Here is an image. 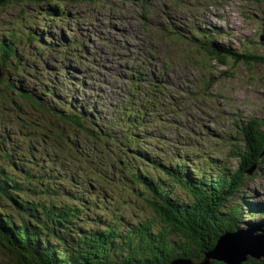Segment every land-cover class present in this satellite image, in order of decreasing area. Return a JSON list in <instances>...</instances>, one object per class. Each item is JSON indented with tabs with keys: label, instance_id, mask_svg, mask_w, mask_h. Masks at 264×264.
Wrapping results in <instances>:
<instances>
[{
	"label": "rangeland",
	"instance_id": "1",
	"mask_svg": "<svg viewBox=\"0 0 264 264\" xmlns=\"http://www.w3.org/2000/svg\"><path fill=\"white\" fill-rule=\"evenodd\" d=\"M39 2L18 0L0 6V43L2 39L9 40L14 28L21 31L20 37H13L17 40L13 61L20 62L19 65L15 68L12 62L4 69L0 63L5 71L0 81V125L5 118L15 117V110L31 120L26 124L31 127H13L16 123L12 122L4 131L1 129L0 150L14 148V157L25 162L27 159L29 163L26 162L25 168L31 171H38L42 164L46 170L40 168L41 172H52V188L72 189L75 197L83 200L81 216L94 220L92 229H102L100 224L105 222L114 224L119 217L124 222L151 218L155 220L154 227L161 222L142 202H124L125 195L120 199L112 195L113 199L95 208L91 197L96 192L87 185L93 186L89 179L100 183L102 175L86 173L84 157L68 143L70 139L77 142L82 130L76 131L67 123L61 125L52 117L54 111L66 109L58 98L74 106L79 103L85 109L97 108V124L111 118L123 119L122 107L137 108L135 102L128 103L126 96L133 92L130 74L140 68V74H154L152 76L158 78L150 77L152 82L156 79L154 83L162 85H159L152 113L145 115L140 130L136 131L144 142V146L138 147L150 152L141 164L136 161V165H142L151 178L169 186L172 180L164 177L157 166H166L172 159L177 161L176 167L182 165L187 173L200 163L202 170L198 173L205 172L206 176L216 174L217 168L225 164L231 170L238 166V158L232 159L226 154L236 142L234 137L238 135L239 124L252 118L264 123V63L247 65L233 62L232 58L219 63L198 46L199 41L189 38L198 35L195 29H199L202 34L215 35L218 44L226 48L264 55V0H80L65 2L62 11ZM28 30H32L29 36ZM73 36L76 41L72 42ZM47 45L50 46L45 48ZM133 74L137 76L136 71ZM7 80H15L20 86L22 83L30 85L31 89L21 86L22 93L42 106H34L22 94L18 97L6 90L2 93ZM142 88L147 90V83ZM150 130L152 135H148ZM32 133L37 136H30ZM105 140L106 137H101L100 141L94 138V145L91 148L89 145L87 150L98 149L100 145L99 153L103 157L98 153V166L107 176L114 173L119 185H129L130 177L117 170L120 164L113 161L116 156L124 159V155L117 151L113 156L107 153ZM84 147L87 148V144ZM177 147L181 148V153L177 152ZM1 152L0 165L7 166L8 160ZM130 152H126L124 163L133 170L128 166ZM179 154L183 156V164ZM40 157L45 160L41 161ZM189 163L194 165L188 167ZM72 168L77 180L83 183L79 188L65 182L64 177ZM7 169L13 173L10 167ZM20 175L18 178L24 180ZM31 183L43 188L44 178L31 179ZM105 186L110 189L111 185ZM47 188L52 190L49 185ZM174 188V196L180 200L189 198L180 185ZM246 199L253 200L254 206L259 208L262 207L258 204L264 206V154L252 175L245 176L227 207L240 205L244 209L249 204ZM5 210L11 209L5 207ZM243 211V216L237 219L238 226L245 229L251 224H262L252 231L264 234L261 223L264 213ZM85 225L83 227L88 228L89 224ZM0 259L3 262L12 259L2 252L1 246Z\"/></svg>",
	"mask_w": 264,
	"mask_h": 264
},
{
	"label": "trees",
	"instance_id": "2",
	"mask_svg": "<svg viewBox=\"0 0 264 264\" xmlns=\"http://www.w3.org/2000/svg\"><path fill=\"white\" fill-rule=\"evenodd\" d=\"M39 1L62 11L65 2L80 0ZM16 2L18 0H0V6ZM170 14L173 15L172 12ZM13 30L9 40L2 39L0 43V63L4 69L12 62L15 68L20 63L13 61L17 53L14 46L17 40H13L15 39L13 37H20L21 31L17 27ZM31 34L32 30H28L27 36ZM210 37L213 40H208ZM201 38L206 42L199 46L219 63H224L228 57L232 58L233 62L247 65L264 63V55L241 51L239 48H226L218 44L213 34L203 35ZM73 41H76L75 37L72 38ZM62 71L65 72L64 69ZM64 77L65 74H62V78ZM21 86L25 89L32 88L30 85L25 86L24 83ZM21 86L15 80H7L2 93L6 90L17 94L18 97L22 94L34 106L41 107L36 99L22 93ZM134 86L136 89L134 95L140 94L144 99L140 98L141 103L136 105L135 110L129 105L122 107L125 112L123 119L111 118L97 124L98 117H95L99 112L97 108L85 109L79 103L74 106L71 103H64L67 100H62L63 98L57 100L66 106V111L55 109V116L52 117L61 125L67 123L74 130H82L79 132L77 142L70 139L68 143L79 156L84 157L86 173L102 175L100 183L89 179L94 187L87 185L96 192L91 197L95 208L99 209L104 205L103 202L113 199L112 195L119 199L125 195L127 200L124 202L130 200L142 202L153 211L161 224L154 227L155 220L151 218L124 222L119 217L114 224L105 222L100 224L102 229H92L94 220L81 216L80 212L84 210L83 200L76 198L72 189H61L56 186L52 188L50 183L52 172H41L40 168L42 171L46 170L42 164L38 171H31L25 168L26 162L29 163L27 159L25 162L24 159L14 157V148L11 151L3 148L0 150L1 155L8 160V164L0 165V246L2 252L12 256V259L6 262L0 259V264H170V261L177 257L188 258L198 263L202 261L204 254L213 248L221 234L240 228L237 219L243 216L245 213L243 210L263 215L262 204H258L262 208L250 203L241 209L240 205L227 207V203L240 190L245 176L252 175L254 171L252 173L249 171L252 167L256 169L260 157L264 154V123L252 118L239 124L238 135L234 137L236 142L232 143L226 154L229 158H238V166L235 169L231 170L225 164V167L217 168L218 172L214 175L206 176L203 172L195 176L176 167V161L172 159L166 166L160 164L157 166L164 177L172 180V186L164 182L161 184L160 181L151 178L148 172H144L142 165L141 167L136 165V161L141 164L146 159V154L150 152L138 147L144 146V142L138 138L137 129L134 127L146 118L145 115L152 113L156 94L143 91L138 83ZM15 112V117L5 118L0 130L4 131L12 122L16 123L13 127H31L26 125L31 120L21 116L16 110ZM148 135H152L151 130ZM30 136L37 135L32 133ZM101 137H106L103 145L107 153L113 156L117 151L124 155V159L116 156L113 161L120 164L117 170L130 177L127 181L129 185H119L114 173L107 176L101 166H98L100 145L98 149L87 150L94 145V138L100 141ZM86 144L87 148L84 147ZM126 152L131 154V157L127 158L131 161L128 166L134 168L133 170H129L124 163ZM101 154L100 152V158L103 157ZM175 157L178 158L177 154ZM44 160L41 158V161ZM171 166L174 169H171ZM7 167H10L13 173ZM74 171L73 168L68 171L64 177L65 182L79 188L83 183L77 180ZM39 172L41 174H35ZM18 175L23 176L24 180H20ZM41 177L44 178L43 188L31 183V179L37 181ZM48 185L52 190L47 188ZM105 185H111L110 189ZM177 185L188 194V199L180 200L173 195L174 187ZM65 198L71 201H66ZM106 198L109 200L106 201ZM245 201L249 203L247 199ZM5 207L11 210L6 211ZM82 221L83 226H86L85 223L89 224L88 228L81 225ZM261 223L264 224V221ZM67 224L73 226L68 227ZM258 226L262 227V224L252 225L251 228H259ZM211 262L225 264L215 260ZM241 264H264V257L260 259L248 257Z\"/></svg>",
	"mask_w": 264,
	"mask_h": 264
},
{
	"label": "water",
	"instance_id": "3",
	"mask_svg": "<svg viewBox=\"0 0 264 264\" xmlns=\"http://www.w3.org/2000/svg\"><path fill=\"white\" fill-rule=\"evenodd\" d=\"M3 74L0 66V81ZM254 169L252 167L249 173ZM248 257H264V234H255L249 228H238L221 234L213 248L204 254L202 261L194 263L191 259L177 257L172 259L170 264H212V260L225 264H241Z\"/></svg>",
	"mask_w": 264,
	"mask_h": 264
},
{
	"label": "bare ground",
	"instance_id": "4",
	"mask_svg": "<svg viewBox=\"0 0 264 264\" xmlns=\"http://www.w3.org/2000/svg\"><path fill=\"white\" fill-rule=\"evenodd\" d=\"M172 16V15H171ZM176 16H174L173 18H175ZM89 19V18H88ZM94 19V18H93ZM126 23V22H125ZM134 23V22H133ZM202 23V22H201ZM135 24V23H134ZM87 25V24H86ZM226 25V24H225ZM84 26V25H83ZM201 26V25H200ZM195 27V26H194ZM204 27V26H203ZM56 28V27H55ZM86 28V27H85ZM105 31V30H104ZM112 31V30H111ZM202 31V30H201ZM128 33V32H127ZM203 36V35H202ZM74 37V36H73ZM72 37V38H73ZM131 37V36H130ZM90 38H92V37H88V39H90ZM122 39V38H121ZM126 39V38H125ZM111 41V40H110ZM131 41V40H130ZM199 41V40H198ZM203 41V40H202ZM133 42V41H132ZM119 44V43H118ZM129 44V43H128ZM201 44H205L204 42L203 43H201ZM120 45V44H119ZM198 46H199V44H198ZM112 48V47H111ZM132 48V47H131ZM112 50V49H111ZM140 59H141V57H140ZM152 61H154V60H152ZM84 64V63H83ZM103 67V66H102ZM135 68V67H134ZM29 69V68H28ZM133 69V68H132ZM104 76V75H103ZM135 78H137V76H135ZM103 79V78H102ZM139 82V81H138ZM182 96H184V94L182 95ZM143 99H144V97H142ZM182 97L180 96L179 97V100H182L181 99ZM149 99V98H148ZM126 100V99H125ZM209 100V99H208ZM152 101V100H151ZM182 103V102H181ZM188 104V103H187ZM183 105V104H182ZM193 106V105H192ZM193 108V107H192ZM184 109V108H183ZM151 111V110H150ZM149 111V112H150ZM190 111H191V109H190ZM185 112V111H184ZM152 117V116H151ZM153 119V118H152ZM193 143V142H192ZM207 145V144H206ZM210 146V145H209ZM185 147V146H184ZM177 148H180V147H177ZM197 148V147H196ZM203 155V154H202ZM201 156V155H200ZM210 157V156H209ZM210 159V158H209ZM203 160V159H202ZM200 164V163H199ZM84 181V180H83ZM85 182V181H84ZM249 201V200H248ZM253 200H250L249 201V204L251 203V205H255V202L253 203L252 202ZM257 205V204H256ZM221 236V235H220Z\"/></svg>",
	"mask_w": 264,
	"mask_h": 264
}]
</instances>
